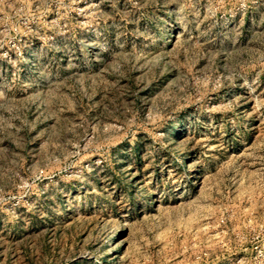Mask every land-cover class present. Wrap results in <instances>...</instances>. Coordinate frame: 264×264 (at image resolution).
<instances>
[{"label":"rangeland","instance_id":"obj_1","mask_svg":"<svg viewBox=\"0 0 264 264\" xmlns=\"http://www.w3.org/2000/svg\"><path fill=\"white\" fill-rule=\"evenodd\" d=\"M0 264H264V0H0Z\"/></svg>","mask_w":264,"mask_h":264}]
</instances>
